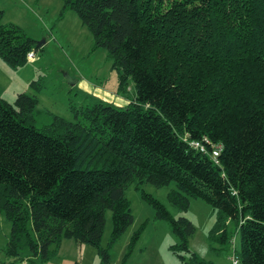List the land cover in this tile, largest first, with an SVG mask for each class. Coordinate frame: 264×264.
I'll return each instance as SVG.
<instances>
[{
	"label": "trees",
	"instance_id": "1",
	"mask_svg": "<svg viewBox=\"0 0 264 264\" xmlns=\"http://www.w3.org/2000/svg\"><path fill=\"white\" fill-rule=\"evenodd\" d=\"M67 8L89 28L94 48L107 50L119 92L133 81L136 96L124 106L71 104L75 121L56 115L42 128L36 95L21 92L14 104L0 96V212L11 222L5 255L44 264L72 238L109 262L134 222L127 189L174 181L168 197L177 209L203 199L232 224L211 239L231 240L240 264H264V0H66ZM2 17L0 10V58L18 69L40 46ZM142 195L171 223L180 264H214L190 248L189 218ZM108 209L113 229L103 247Z\"/></svg>",
	"mask_w": 264,
	"mask_h": 264
},
{
	"label": "rangeland",
	"instance_id": "2",
	"mask_svg": "<svg viewBox=\"0 0 264 264\" xmlns=\"http://www.w3.org/2000/svg\"><path fill=\"white\" fill-rule=\"evenodd\" d=\"M65 1L0 0L2 23L19 25L37 45L41 43L33 57L18 69L0 58V96L14 104L21 92L36 95L39 102L34 115L39 128L52 123L56 115L75 121L71 104L91 107L102 101L124 106L136 96L133 81L126 93L119 92V73L113 67V60L105 48H94L91 31L75 10L65 9ZM175 188L176 183L172 181L161 187L145 183L127 189L134 222L112 244L109 262H103L96 247L64 238L58 258L44 264H180L179 256L171 248L179 242L171 223L157 218L156 208L143 197L142 191L159 199L175 217L185 216L194 223L196 232L190 239L193 251L214 264H233L231 240L211 239L212 233L223 231L224 222H230L219 219L217 210L201 198L191 197L187 211L177 209L168 197ZM105 217L103 247L108 246L113 229L110 209ZM228 226L230 232L232 224ZM138 230L141 234L133 243ZM10 232L11 222L0 212V264H31L29 259L13 263L5 255ZM232 239L240 249L238 234ZM33 259L36 264H42L40 259Z\"/></svg>",
	"mask_w": 264,
	"mask_h": 264
},
{
	"label": "built area",
	"instance_id": "3",
	"mask_svg": "<svg viewBox=\"0 0 264 264\" xmlns=\"http://www.w3.org/2000/svg\"><path fill=\"white\" fill-rule=\"evenodd\" d=\"M33 55H34V52H31L29 54V58L33 57ZM192 145L197 147V148H200L201 150H205L204 146L200 142L194 141V142H192ZM214 153L218 154L217 151H214ZM232 262H233V264H240V259L238 257L233 256Z\"/></svg>",
	"mask_w": 264,
	"mask_h": 264
},
{
	"label": "water",
	"instance_id": "4",
	"mask_svg": "<svg viewBox=\"0 0 264 264\" xmlns=\"http://www.w3.org/2000/svg\"><path fill=\"white\" fill-rule=\"evenodd\" d=\"M38 46H40V47H41V43H40V44H38Z\"/></svg>",
	"mask_w": 264,
	"mask_h": 264
},
{
	"label": "crops",
	"instance_id": "5",
	"mask_svg": "<svg viewBox=\"0 0 264 264\" xmlns=\"http://www.w3.org/2000/svg\"><path fill=\"white\" fill-rule=\"evenodd\" d=\"M126 104V103H125ZM58 258V257H57Z\"/></svg>",
	"mask_w": 264,
	"mask_h": 264
}]
</instances>
